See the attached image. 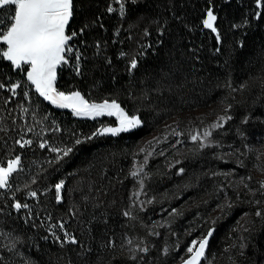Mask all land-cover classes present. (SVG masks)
<instances>
[{
    "label": "trees",
    "instance_id": "obj_1",
    "mask_svg": "<svg viewBox=\"0 0 264 264\" xmlns=\"http://www.w3.org/2000/svg\"><path fill=\"white\" fill-rule=\"evenodd\" d=\"M74 2L76 13L68 32L78 30L86 21L96 24L70 42L82 52L84 74L77 76L72 71L73 53L69 65L58 66L55 87L60 91L78 90L90 101L115 99L126 112L138 115L142 124L77 145L76 139L83 141L97 128L114 125V117H77L51 104L27 82L26 66L16 70L10 62L0 59V82L6 85L0 89V163L6 165L16 155L22 158V170L14 174L12 188L0 189V229L11 233L0 234V264H133L136 259L123 255L124 243L134 247L141 242L147 248L161 246L168 229L159 234L155 225L157 219L168 216L171 207L161 199L165 194L175 192L180 196L172 205L177 208L197 200L196 205L206 210L208 206L204 208L203 203L209 199L197 193L204 194L209 189V172L217 165L216 161L208 162L210 147L199 149L201 152L195 155L199 166L193 173L199 177L185 189L177 183L188 175L189 164L179 160L168 167L169 142L161 143L145 164L143 200L134 198L138 182L130 171L140 156L137 145L170 120L185 123L183 117L188 113L223 105L232 119L224 121L222 135L241 146L255 136L264 141V16L255 15L264 9H257L255 0H125L124 17L113 0ZM109 4L117 11L108 13ZM210 6L218 17L220 42L202 25ZM13 10L6 6L0 18L6 19ZM234 24L242 26L233 28ZM116 29H120L119 35ZM97 41L102 45L100 55L96 54ZM121 51L127 55L120 57ZM133 57L138 67L128 73ZM17 81L22 86L13 95L7 85ZM25 92L29 93L27 97ZM21 139L33 143L21 148L15 143ZM43 142L46 147L40 148ZM68 147L73 152L67 157L62 151H51ZM57 155L62 159L57 160ZM181 168L183 173L179 172ZM61 179L66 184L58 203L54 185ZM30 191L37 196H29ZM262 198L264 202V195ZM16 202L28 204L29 208L17 211L11 207ZM125 211L130 216H125ZM261 213L252 223L264 230V208ZM239 214L236 210L221 213L224 229L215 226L202 264L214 253L218 255L220 248L239 245L233 244ZM60 223L64 230L59 228ZM180 223L178 219L173 226L180 228ZM206 228L199 239L207 234ZM65 231L74 235L78 243L62 244ZM248 234L246 240L252 243V249L264 244L261 230ZM12 244L15 248H11ZM249 248L250 244L240 257L242 264L253 263ZM236 254L234 259L238 261ZM134 257L142 260L140 254ZM146 257L150 264L169 263L155 260L151 251ZM173 263L181 264V259Z\"/></svg>",
    "mask_w": 264,
    "mask_h": 264
},
{
    "label": "snow or ice",
    "instance_id": "obj_2",
    "mask_svg": "<svg viewBox=\"0 0 264 264\" xmlns=\"http://www.w3.org/2000/svg\"><path fill=\"white\" fill-rule=\"evenodd\" d=\"M114 3L119 5V14L124 17L126 14V2L125 0H113ZM132 3H136V0H131ZM257 9H264V0H255ZM6 6L14 9L11 11L6 19L0 18V59L10 62L13 69L20 70L26 66V80L34 86L35 91L44 98L46 101H50L51 104L60 108H70L73 115L77 117L96 118L102 115L115 116L117 120V126H103L97 128L89 136H85L84 140L76 139L75 144L79 145L84 141L91 140L97 136H103L105 134H111L113 136L127 132L131 129H135L142 124V120L138 115H129L128 112L118 103L115 99H105L100 103L90 102L85 96L78 90L75 91H60L55 87L57 79L58 66H64L70 64L69 57L75 54V64L72 65V71L77 76H82V52L80 49H74L70 46V42L78 36H83L84 33L92 26L96 24V21L91 23L85 22L78 30H72L70 33L68 29L70 27V21L74 18L76 13V6L74 0H0V11ZM117 9L113 8L111 4L107 7L108 13H114ZM257 18L264 16V12L257 11L255 13ZM177 19H179L177 17ZM218 20L213 8L210 6L206 11V16L202 19V25L204 29L210 30L215 33L217 42L221 41L220 33L216 27V21ZM247 19L244 20V24H247ZM242 25L234 24L233 28H239ZM100 27H103L101 24ZM120 29H116V35H119ZM145 35H148L147 31ZM95 47L97 49V55H100L102 45L99 41L96 42ZM218 48L216 51H219ZM127 54L123 51L119 53L120 57H125ZM108 64H111V60L108 59ZM138 67L137 58L133 57L129 61L127 68L128 73H132ZM21 82L10 83L7 85V90L13 95H16V90L21 87ZM6 87L5 83L0 82V89ZM241 87H244L242 85ZM25 97L29 95L28 92L24 93ZM231 107V105H229ZM25 111H27L25 109ZM221 121L231 120V116L219 117ZM222 124L211 125L212 129L220 128ZM32 131V129H29ZM212 136V131L205 129L203 137L198 135H192L191 139L197 141L200 140V147L212 146L208 142V138ZM15 143L21 148L31 145V140H16ZM151 144V141L148 142ZM40 148L46 147V142L39 145ZM53 152H63V156L67 157L73 152L72 147L64 148L63 150L58 148L51 149ZM145 149L141 148L140 152H144ZM153 153L148 152V155L144 158V164L139 166L134 165V170L130 171L132 177H137L144 170V165L148 162V156ZM162 154V153H161ZM21 156L16 155L13 158H9L6 162V166L0 163V189H11V180L14 174H17L22 170ZM57 160L62 159L60 155H57ZM179 163V161H177ZM184 169L179 170L183 173ZM147 175V174H145ZM141 189L144 187L143 180L139 181ZM65 180L61 179L54 185L56 192V201L59 203L62 201V190L65 188ZM261 186L264 187V181L261 182ZM135 193L134 195H138ZM31 197H36L35 191L28 193ZM87 200V197H85ZM151 203L152 201H148ZM12 208L19 211L21 208H29L28 204H22L16 202L11 205ZM2 211V210H0ZM172 213H177L176 209L172 210ZM125 216H130V212L125 211ZM257 216L262 215L257 211ZM2 223V222H0ZM59 228L64 230V224L60 223ZM214 232L213 228H209L207 234L201 239H193L186 248L188 253L186 258L181 259V264H202V261L206 254V248L209 244V238L212 237ZM0 234L11 236V233H3L0 229ZM158 235V234H157ZM175 235V233H173ZM59 239V238H57ZM63 243L77 244L78 240L74 235H70L66 231L64 232ZM131 243V241H129ZM11 248H15V244L11 245ZM11 248L9 250H11ZM139 251L147 253L148 248H140ZM169 249L165 247L163 253L167 255ZM31 264V262H26Z\"/></svg>",
    "mask_w": 264,
    "mask_h": 264
},
{
    "label": "rangeland",
    "instance_id": "obj_3",
    "mask_svg": "<svg viewBox=\"0 0 264 264\" xmlns=\"http://www.w3.org/2000/svg\"><path fill=\"white\" fill-rule=\"evenodd\" d=\"M90 102L100 103L102 101ZM65 109L72 112L70 108ZM225 116H227V109L223 105H218L208 110L193 111L183 117V120L186 121L185 123L179 124L175 119L170 120L164 126V130L152 132L138 143L136 153L140 154V156L135 160L134 165L136 166L144 164V158L148 155V152L154 154L157 147L160 148L161 143L169 142V149H166L169 154L168 161L170 160L168 167L179 160L186 161L189 164V173L187 172L188 175H186L187 179L186 177L182 178L177 183L178 185L182 183L185 189L189 188L199 177L193 171L196 170V166H199L196 163L197 159L195 155L201 152L199 150L201 149L200 140L198 138L197 141H193L191 139L192 135L203 137L205 129L212 131V136L208 138V142L212 145L210 146L211 157L208 162L215 163L216 161L217 164L211 167L212 169L209 172V189L204 194L202 192L197 193L200 197L210 200V203L209 200L203 203L204 208L208 206L206 210L196 205L197 200L195 202L191 201L188 204H181V207L177 208L178 205H172L180 200V196H175V192L163 194L164 197L161 199L167 205H171V207H168V216L165 217L164 215L161 219H157L155 226L159 234L164 229L168 230L165 233L166 235L164 234L165 236L161 238V246L149 247L146 256L151 251L152 257L155 255V260L159 259V261L162 260L164 263L167 261L169 262L168 264H174L173 260L179 261L188 255L186 248L193 239L199 240L204 227H207L205 230H208L209 228L214 229L215 226H221L222 231L224 225H222L220 220L221 213L225 214L236 210L240 214L234 224L236 235L233 239V244L238 242L239 245L234 247L227 245L220 248L218 255L214 253L212 257L207 259L205 264H242L240 257L243 256V252L248 244H250V248L253 251L252 257L254 260L252 264H264V244L260 246L254 245L252 249V243L246 240L250 231L251 234L260 232V230L261 233L264 232L262 228H256L252 223L254 218L258 217L256 215L257 211L261 212L262 208H264V202L262 201L264 187L261 186V182L264 181V141L259 136H255L252 139L247 138L244 145L241 146V144H237L234 140L230 139L229 136L225 137L224 134L222 135L221 127L216 129L211 128L213 124H222L223 126L224 121L218 118ZM111 117H114L115 124L106 126H117L116 117ZM180 133L187 135L188 139L185 136H181ZM149 141H151V144L148 143ZM141 148H144L145 151L140 152ZM134 165L132 170H134ZM145 174L143 170L137 177H134L138 182L135 193L139 194L134 195L137 201L143 200L144 194L142 195V193L144 192L140 187L139 181L143 180L144 182V179L146 180ZM197 194L194 195L197 196ZM173 209H176L179 214L172 213ZM178 219L181 222L180 228L173 226ZM246 231L247 234H244ZM142 243L137 244L136 247L125 243L122 245L121 250L123 251V255L129 256L130 259H136L133 264H150L149 259L143 256L144 252L139 251L140 248H144L145 244ZM165 247L169 249L167 255L163 253ZM137 254L141 255L143 261L140 258L134 257ZM235 254L238 261L234 259ZM244 263L249 264L248 261H244Z\"/></svg>",
    "mask_w": 264,
    "mask_h": 264
}]
</instances>
